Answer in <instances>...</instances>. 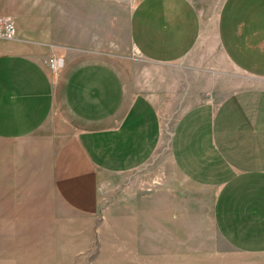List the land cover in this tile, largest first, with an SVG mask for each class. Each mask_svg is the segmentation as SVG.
I'll return each mask as SVG.
<instances>
[{
	"label": "crops",
	"instance_id": "1",
	"mask_svg": "<svg viewBox=\"0 0 264 264\" xmlns=\"http://www.w3.org/2000/svg\"><path fill=\"white\" fill-rule=\"evenodd\" d=\"M25 3L0 9V18H12L16 27L14 40H0V138L27 137L37 130L67 134L53 159L56 192L80 213L97 210L102 179L134 172L156 151L157 110L139 89V79L122 80L100 58L69 54L56 45L60 40L87 47L64 20L51 21L46 7L33 15L35 9ZM202 25L191 0H139L127 32L136 53L153 65L175 64L194 49L207 53L219 45L234 69L264 80V0H224L215 40H201ZM56 51L64 67L55 81L44 59ZM53 115L58 120L46 122ZM170 154L186 188H175L172 180L153 194L154 232L166 226L167 204L158 198L168 196L175 216L180 208L173 201H186L188 224L198 226L188 202L199 195L209 202L223 244L242 254H263L264 86L237 90L216 108L193 105L174 129Z\"/></svg>",
	"mask_w": 264,
	"mask_h": 264
},
{
	"label": "rangeland",
	"instance_id": "2",
	"mask_svg": "<svg viewBox=\"0 0 264 264\" xmlns=\"http://www.w3.org/2000/svg\"><path fill=\"white\" fill-rule=\"evenodd\" d=\"M25 1L0 0V9ZM138 1L26 2L35 9L33 15L46 7L51 21L64 20L65 26L76 29L77 38L87 47L80 50L57 40L56 45H64L67 53L94 55L113 67L122 80L139 79V89L153 99L160 136L144 166L102 179L97 210L84 213L59 197L52 180L53 159L67 134L57 130L59 135L48 136L47 130H37L27 137L0 138V264H264V253L242 254L220 241L209 202L200 201L199 195L188 202L192 203L189 214L195 215L198 226L188 224L186 201H173L180 208L175 216L177 211L174 206L169 211V198L164 195L158 200L167 204L166 226L153 230V194L168 188L172 180L175 188H186L170 154L174 129L184 113L202 103L216 108L227 95L264 86V80L234 69L219 45L207 53L194 49L188 57L166 66L141 58L127 32L129 14ZM191 1L201 14V40H215L224 0ZM51 56L60 57L57 51ZM62 70L49 73L56 81ZM57 118L53 115L46 122Z\"/></svg>",
	"mask_w": 264,
	"mask_h": 264
},
{
	"label": "built area",
	"instance_id": "3",
	"mask_svg": "<svg viewBox=\"0 0 264 264\" xmlns=\"http://www.w3.org/2000/svg\"><path fill=\"white\" fill-rule=\"evenodd\" d=\"M16 36V27L12 18H0V38L5 40H14ZM45 65L51 73H58L64 67V59L58 56H50L44 60Z\"/></svg>",
	"mask_w": 264,
	"mask_h": 264
}]
</instances>
